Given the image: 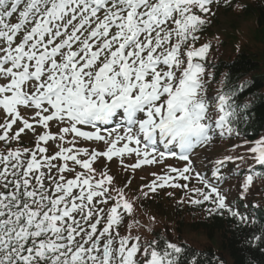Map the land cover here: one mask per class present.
Segmentation results:
<instances>
[{"label": "snow or ice", "instance_id": "1", "mask_svg": "<svg viewBox=\"0 0 264 264\" xmlns=\"http://www.w3.org/2000/svg\"><path fill=\"white\" fill-rule=\"evenodd\" d=\"M218 2L0 0V264H202L199 250L132 224L121 233L131 181L117 187L93 167L102 157L134 156L125 170L175 157L183 166L152 173L144 197L182 188L209 215L256 223L220 189L228 164L242 197L264 177V132L249 137L234 90L206 94L210 44L197 43ZM217 136L238 140L235 154L202 174L199 150ZM246 242L264 245V226Z\"/></svg>", "mask_w": 264, "mask_h": 264}, {"label": "rangeland", "instance_id": "2", "mask_svg": "<svg viewBox=\"0 0 264 264\" xmlns=\"http://www.w3.org/2000/svg\"><path fill=\"white\" fill-rule=\"evenodd\" d=\"M261 1L264 0H227V2H231L229 12L217 10L216 13L210 12L205 17L206 21L211 23V27L207 33L201 36V40L198 41L197 46L204 43H210L211 45L205 60L206 75L204 76L205 87L207 89L206 94L209 97H214L220 86L219 83L210 82V74L212 72L211 66L213 63L231 61L236 53L247 49L249 52L261 53V45L254 42L256 18L253 16L245 18L242 15L243 7H249ZM212 6H214L215 9L217 8L216 3ZM262 93L264 94V89ZM24 139L29 140L30 137H24ZM238 142V140L233 138H220L217 136L210 145L200 149V159L207 165V167L202 169V174L210 176L211 163L213 161L223 158L225 155L235 154L233 152V145ZM54 150L55 149H53V151ZM134 162V156L132 158H125L123 165L118 158L114 157L111 161H107L106 158L102 157L98 162L96 161V163L93 164V167L98 170L106 167L109 174L114 176L117 187L119 182L121 184L123 182L126 183L127 178V182L129 180L131 181L128 186L132 185L136 188V185H139L143 188L144 185L148 184L154 178L152 173L159 174L158 172L164 166H175L179 168L184 164L183 161L175 157L166 156L160 163L153 162L150 165H141L140 168L136 169V172L131 168L125 170L124 165H130ZM98 163L100 164L98 165ZM197 163L199 164L200 161ZM230 169L232 171H229ZM234 169L235 166L233 164H228L227 167L222 170L224 179L220 183V189L227 197L226 202L233 207L235 206L236 198L244 200L245 198L251 199L253 197L254 200H258L264 205V177H256L249 191L243 194L242 197V189L240 187L242 176ZM166 171H168V167H166ZM193 181L192 183L195 182ZM181 183L187 182L181 181ZM172 189L173 188L165 187L163 189H157L155 193L149 194L158 196L161 192L170 191V193H177L181 196L180 193L185 190L182 188ZM125 192L131 195V190H125ZM142 192L143 191L139 193L141 197L140 201L132 196H127V198L133 202L134 207L132 214L126 216L124 219L123 226L120 229L122 234L128 231L127 225L132 224V233L139 234L142 239L150 240L157 234L165 237L171 242L184 244L198 250L213 248L220 262L231 261L227 252L220 247L217 234L209 238L203 231H197L191 226H188V220L191 216L182 211V205L185 206L186 204L181 203L179 197L162 196L161 198L146 199L147 197L141 195ZM181 198L185 199L182 196ZM179 208H181V210H178ZM153 217L155 219H152Z\"/></svg>", "mask_w": 264, "mask_h": 264}, {"label": "trees", "instance_id": "3", "mask_svg": "<svg viewBox=\"0 0 264 264\" xmlns=\"http://www.w3.org/2000/svg\"><path fill=\"white\" fill-rule=\"evenodd\" d=\"M226 7V6H225ZM226 12L228 6L225 8ZM242 15L247 18L253 16L255 22L254 42L260 44L261 53L249 52L247 50L236 53L231 61H219L213 63L210 74V82L219 83L218 92L234 90L235 102L237 105H247V112L250 114L251 127L243 126L250 138L264 132V1L257 2L249 7L242 8ZM206 29V27L204 28ZM209 82V83H210ZM5 145L0 142V151ZM259 170V166H257ZM188 200V198H187ZM246 201L237 199L236 210L249 216L250 221L256 223L248 225H239L238 221L225 213L223 216L213 214L209 215L206 211L210 205L207 202L204 205L187 204L186 210L189 213L205 214L203 221L191 223L194 230H201L209 238L216 234L219 237L220 247L227 252L231 259L230 262H220L216 257L213 248H204L199 250L201 255L199 259L202 264H264V245L249 246L246 242L253 233L259 234L264 226V205L258 200L245 198ZM180 210V209H178ZM188 248L189 255L198 249L181 245Z\"/></svg>", "mask_w": 264, "mask_h": 264}]
</instances>
